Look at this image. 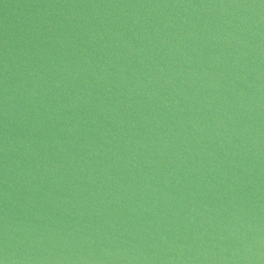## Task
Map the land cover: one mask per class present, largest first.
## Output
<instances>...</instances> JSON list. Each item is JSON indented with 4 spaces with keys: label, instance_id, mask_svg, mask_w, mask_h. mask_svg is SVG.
Returning a JSON list of instances; mask_svg holds the SVG:
<instances>
[{
    "label": "water",
    "instance_id": "95a60500",
    "mask_svg": "<svg viewBox=\"0 0 264 264\" xmlns=\"http://www.w3.org/2000/svg\"><path fill=\"white\" fill-rule=\"evenodd\" d=\"M0 260L264 264V0H0Z\"/></svg>",
    "mask_w": 264,
    "mask_h": 264
},
{
    "label": "clouds",
    "instance_id": "9594fccd",
    "mask_svg": "<svg viewBox=\"0 0 264 264\" xmlns=\"http://www.w3.org/2000/svg\"><path fill=\"white\" fill-rule=\"evenodd\" d=\"M0 264H5V262L3 260H0Z\"/></svg>",
    "mask_w": 264,
    "mask_h": 264
}]
</instances>
